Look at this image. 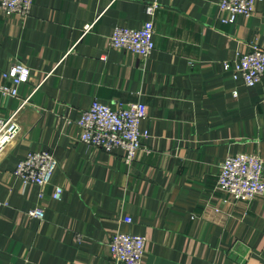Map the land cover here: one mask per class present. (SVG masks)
Returning a JSON list of instances; mask_svg holds the SVG:
<instances>
[{"label": "crops", "instance_id": "0c3cea01", "mask_svg": "<svg viewBox=\"0 0 264 264\" xmlns=\"http://www.w3.org/2000/svg\"><path fill=\"white\" fill-rule=\"evenodd\" d=\"M218 1L33 0L26 17L0 11V74L16 62L30 70L17 98L0 94V116L38 87L0 155V264H116L115 231L145 237L141 264H264V195L236 201L215 186L227 155L264 159V78L246 87L223 67L264 47V0L232 23ZM147 21L150 56L110 47L115 27ZM94 100L146 105L132 162L78 140ZM40 150L57 161L50 182L22 184L13 170ZM34 208L43 219L26 217Z\"/></svg>", "mask_w": 264, "mask_h": 264}, {"label": "built area", "instance_id": "2783aa9c", "mask_svg": "<svg viewBox=\"0 0 264 264\" xmlns=\"http://www.w3.org/2000/svg\"><path fill=\"white\" fill-rule=\"evenodd\" d=\"M261 0H219L218 8L223 16L222 23H232L237 15L246 18L255 11ZM33 0H0V11L9 16L12 14L26 17L29 15ZM157 8L156 4L147 6L151 15ZM91 25L84 28L87 31ZM154 26L151 21L144 22L140 28L115 27L109 37V45L113 49L134 53L147 58L154 50ZM249 52H237L233 60L225 62L223 67L231 73L234 81L246 87H253L264 78V47L257 43L249 45ZM0 94L4 98H17L18 86L26 83L30 70L20 62L11 65L0 74ZM6 82H9L7 85ZM38 87L20 101L16 110L7 117L0 116V155L6 146L15 140L20 132L17 116L27 104L30 96ZM232 96L237 91L232 90ZM146 118V105L141 102L120 104L116 108L97 100L91 102L89 108L82 111L78 120L81 134L78 140L94 150L111 153L116 149L123 152L127 162H132L141 142L148 136L146 130L140 129L141 122ZM57 166V161L48 150L28 152L21 159L12 174L22 184H34L39 188L47 185ZM216 188L228 194L233 200L249 202L264 195V159L255 153H236L227 155L220 164L216 180ZM63 189L56 187L52 197L60 200ZM41 195V194H40ZM3 204L0 201V205ZM26 217L43 219L42 209H31ZM130 222L131 218H126ZM79 240V239H78ZM146 239L140 235L112 232L109 235L108 249L116 264H141Z\"/></svg>", "mask_w": 264, "mask_h": 264}]
</instances>
